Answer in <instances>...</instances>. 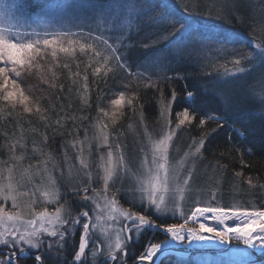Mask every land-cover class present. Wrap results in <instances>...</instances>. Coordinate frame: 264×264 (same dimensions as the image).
<instances>
[{
	"label": "snow or ice",
	"instance_id": "obj_1",
	"mask_svg": "<svg viewBox=\"0 0 264 264\" xmlns=\"http://www.w3.org/2000/svg\"><path fill=\"white\" fill-rule=\"evenodd\" d=\"M175 2L186 14L193 15L195 5L190 7L184 0H175ZM150 7L146 0H72L71 3L57 5V10L54 11L49 5L40 6L34 10L28 0H20L19 3L16 0H11V2L2 0L0 2V101L10 105L13 110L16 105L22 106L23 112L38 115L41 120L45 121L44 127H49V118L45 115L47 109L41 104V97H36L32 92V88L36 85L23 86L30 78L38 77L44 83L55 87L45 77L48 69L45 68L43 73L40 71L41 66L37 58L42 59V53L49 50L54 59L58 53L75 55L79 51L86 56L91 54L89 66L92 63L100 64L94 68V74H100L102 69L105 76L114 68L130 71L126 53L121 49L128 47L125 40L129 31L138 29V17ZM85 12H91V16H84L82 13ZM153 15H158V13L153 11L148 18L151 19ZM218 18L221 17L218 16ZM223 18L227 19L228 23L232 21L230 14ZM86 27L87 31H85ZM183 27L184 25H180L179 28L173 27V31L162 36L161 39H169ZM74 28H78L79 31H73ZM253 44L252 50L243 51L235 48L231 50V55L236 57L235 65H241L242 61L255 65L264 59V39L253 40ZM212 50H218L227 55L228 44L219 40L196 39L191 46H175L174 54L179 58L188 57L198 60L206 52ZM144 67L147 71L150 65H144ZM33 69L37 70L33 71ZM164 70L167 71V69ZM245 72L247 69L244 67H237L235 73H228V75L234 76ZM133 75L143 76L144 74L137 72ZM189 75L177 74L167 79H184ZM54 76L53 73V78ZM146 79L149 81L146 87L157 86V82L152 80L150 75ZM260 81L264 82V75L260 77ZM261 82L247 83L243 86V91L244 96L254 105L250 119H259L264 125V83ZM87 92L88 83L87 76H85L81 97L85 105L88 103ZM214 94L219 97L223 106V115H216L209 111L202 115L192 104L181 107V111L177 113L176 128L182 125L190 126L198 118L200 127L208 121L215 122L217 127L211 129L210 132H205L198 141L194 140V151L190 146V151L186 152L184 158L175 164L169 159V147L175 135V129L165 131L162 128V135L158 140H153L150 135L148 136L150 159L149 151L141 147L140 151L144 152V157L140 168L135 172L126 164L125 156L120 151V143L113 141L110 144L109 133L106 130L108 125L102 122L100 116L93 125L97 131L92 137H89L85 130L83 140L76 139L75 135H78L76 133L72 141L62 144L61 147L65 149L64 159L66 161L70 159L67 151L70 147L77 152V159L81 166L80 169L75 170V177H73V168L69 165L66 183L77 196L83 191L84 195L81 200L91 201L94 205L91 208L92 215L87 208L78 213L74 212L71 202L63 199L55 187L56 181L51 172L59 169L60 165L52 153L47 154L46 160L38 161L36 165H29L33 174L41 175L42 180V173L48 174L51 187L46 188L42 195L46 198L45 203L58 204L52 212H49L47 208L39 212L35 211L33 206L37 204V201L33 197L40 190V186L32 185L31 182L29 185H14L11 176L12 168H8L9 183L0 185V201L11 200V208L16 211L8 210L3 203H0V248L10 249L8 253L0 251V264H127L128 251L132 243L136 238H141L145 231L152 230L162 232L167 238L147 243L133 264H155L157 255L168 251L167 246L185 242L187 248L202 249L212 245L220 253L239 258L238 260L233 259L231 264H260V260L264 258V207L221 206L216 190H210V200L215 202V206L208 201L196 200L189 206L187 212L182 207V202L190 199V196L186 195V189L191 191L190 181L193 180V169L188 168L183 177L181 170L184 169L189 157L202 154L201 150L208 136L211 133L219 135V131H223L227 125L233 128L239 138L246 139V125L240 121L229 124L226 119L227 112L232 109V95L229 90L217 87L214 89ZM196 97L197 92L187 90L184 100L194 103ZM179 98L175 89L167 103L164 102L163 97L161 98V118L165 125H171L172 121L169 117L172 106ZM30 100L35 105V113H33V107L30 106ZM136 100V95L126 97L124 92H120L117 98L110 102L113 109L111 114L103 108L100 112L103 117H108L114 124L119 116L124 114L122 109L125 104L130 107L134 106ZM139 108L141 119H143V105H139ZM72 119L76 118L72 117ZM56 123L60 124V120ZM235 124H240L244 131L241 132L240 129L234 128ZM41 135L46 144L49 137L44 133ZM234 139L233 136L228 137L229 141H234ZM23 140V136L19 138L13 136L11 142L6 140L14 161L24 159L23 154L15 156L17 147L26 150ZM92 140L98 142L97 150L103 145L108 146L106 156L104 154L99 156L98 168L102 174L101 172L95 174L96 180L102 181V189L92 187L94 182V174L90 170L94 163L90 160ZM32 143L33 152L44 155L40 145L35 140ZM113 145L116 149L115 153ZM232 147H236L235 143ZM248 152H251L250 148ZM0 163L7 164L8 162ZM220 168H226V165ZM129 175L135 177V183L125 187L123 182ZM234 175L240 178L243 173L237 171ZM61 178H64L63 172H61ZM77 180L80 182L77 183ZM246 180L250 189L259 187L264 190V184L257 185L252 177H247ZM117 182L121 183L120 188L115 187ZM90 188L92 195H88ZM122 190L133 194L129 208L120 206L116 198V193ZM136 193H139L138 198ZM22 197L26 199L21 200ZM138 202L146 203L154 211L145 214L143 209L134 210L133 205ZM21 204L28 209L26 213L19 210ZM177 211L183 222L168 223L165 214L171 212L175 217ZM229 221L232 223L229 224ZM101 222L107 225V227H101L104 240H99L95 231ZM189 224H198V228L190 227ZM77 231H79V242L71 244L73 259L69 262L64 255L66 245H69L70 239ZM113 232L115 233L114 242H112ZM233 241L240 242L245 247H228ZM252 256H256V259H252ZM161 264H165L164 260ZM177 264H188V262L178 260Z\"/></svg>",
	"mask_w": 264,
	"mask_h": 264
},
{
	"label": "trees",
	"instance_id": "obj_2",
	"mask_svg": "<svg viewBox=\"0 0 264 264\" xmlns=\"http://www.w3.org/2000/svg\"><path fill=\"white\" fill-rule=\"evenodd\" d=\"M146 3L151 7L142 16L138 17V20L143 19L139 23L140 28L135 33L130 34L125 41L128 47L121 49L126 53L130 71L114 68L107 76L104 75L103 69L100 74H94V68L100 66V64L92 63L89 66V56L91 54L86 56L79 53V51L75 55L58 53L54 59L49 50L42 53V59L37 58L41 66L40 71L43 73L45 68L48 69L45 77L55 87H51L49 83H44L38 77L30 78L23 86L36 85L35 88H32V92L36 97H41L40 102L47 109L45 115L49 118V127H44L45 121L41 120L38 115L23 112L22 106L16 105L13 110L10 105L0 101L1 151L6 146V140L11 142L13 136L16 138L23 136V142L26 144L23 163L29 164L41 161L42 155L39 152H33V140L40 147L43 146L41 147L43 152L60 154L61 142L73 139L76 133H78V135H75L76 139L84 137L85 130L90 134L95 129L93 125L98 116L102 118L104 124L108 125L107 129L110 132L113 134L119 133L132 120L133 116H141L139 105H143V118L151 125L159 117L161 98L163 97L164 102H168L171 99L173 89L180 97L177 103L172 106V120L175 123H178L177 113L181 111V107L189 106V104H192L202 115L207 111L216 115H223V106L219 101V97L215 96L214 89L217 87L225 88L224 84L223 86L218 82L225 74L226 71L224 70L229 69L231 65L234 66L231 50L233 48L243 51L252 50L253 45L249 44L248 39H243L240 36L229 39V34L222 31L231 27L234 34L239 31L243 32L246 37L253 36L254 29L264 23V1L263 5L256 3L250 7L247 4L243 6L242 11L241 9L234 10L239 12L240 19L239 21L232 20L238 25L240 24V29L233 22L228 26L215 20L212 23L214 28L212 32L208 33L194 28L188 38L181 37L180 31H178L169 39H161V37L172 32L173 27L179 28L180 25H184V17L177 11H170L161 4V0H146ZM153 11L158 15H153L149 19L148 17ZM239 32H237L238 35H240ZM196 39L223 41L228 44V54L212 50L206 52L198 60H192L188 57L179 58L174 54L175 46H191ZM128 40H130L129 43H127ZM149 53L150 60L157 61V65L150 66L145 71L144 65ZM64 65H68V67H64ZM242 65L251 66L247 61H242ZM164 69H167V71ZM36 70L33 69V71ZM137 72L144 75H133ZM53 73L55 74L54 78ZM177 74L180 76L190 75L184 79H167V77H175ZM149 75L152 80L157 82L156 87H146L149 83L146 77ZM85 76H87L88 83V103L86 105L83 104L81 99ZM187 90L197 92L194 103L184 100ZM120 92H124L126 97L136 95L137 100L134 102V106L130 107L125 104L122 109L124 114L119 116L113 124L108 117L102 116L100 109L103 108L111 114L113 109L110 102L112 99L117 98V94ZM30 106L33 107V113H35V105L31 103V100ZM237 106V110L232 107L231 111L227 112L226 119L229 124L240 121L246 125V139L239 138L234 130L233 134L229 135L231 128L226 125L223 131H219V135L211 133L208 136L203 150L204 154L207 159L226 165L232 174L237 171L242 172L243 176L240 178L245 181L244 185L248 184L247 177H252L257 185L264 184V125L261 124L259 119H250L254 108L250 99H243V102L238 103ZM61 107H63V110H61ZM72 117L76 119L74 120ZM198 119L192 125H182L181 128L191 136H202L205 132H210L211 129L217 127L213 121H208L203 127H200ZM57 120H60V124L56 123ZM234 128L240 129L241 132L244 131L240 124H235ZM32 129H36V131H32ZM41 133L49 137L46 144L43 142ZM229 136H233L234 141H229ZM233 143L236 145L235 148L232 147ZM18 148L16 150L20 151ZM249 148L251 149L250 153L248 152ZM244 197L250 203H254L256 207H264V190L259 187L254 188L252 191L248 190ZM163 238H165V235L162 232H157L154 240ZM140 239L145 240L144 233H142ZM0 251L9 252L5 248H0ZM206 253L216 255L218 251ZM72 259L73 256L70 255L69 262ZM231 261V259L219 260V264L220 262L231 264ZM260 264H264V258L260 260Z\"/></svg>",
	"mask_w": 264,
	"mask_h": 264
},
{
	"label": "rangeland",
	"instance_id": "obj_3",
	"mask_svg": "<svg viewBox=\"0 0 264 264\" xmlns=\"http://www.w3.org/2000/svg\"><path fill=\"white\" fill-rule=\"evenodd\" d=\"M264 0H184L185 3H187L190 7L194 6L193 15L186 14L180 6L175 2V0H161V4H163L165 7H167L170 11H177L180 15H182L185 19L184 27L181 28L180 34L183 38H188L189 35L192 34L194 28H197L199 30H204L206 32H212L214 30L212 23L213 21L217 20L220 22H223L225 25L230 26L232 22L235 24L236 27L240 29V24L238 25L233 20L231 23H228V20L223 18L225 16L231 15L232 19H235V21H239L240 16L238 15V11L245 5H249L250 7L255 5L256 3H260L259 5H263ZM2 2V0H0ZM11 2V0H9ZM17 3L20 2V0H16ZM72 0H28L29 5L34 9H38L40 6L43 5H49L52 7V10H57V5H62L65 3H71ZM244 12V10H243ZM84 16H91V12L82 13ZM221 17V18H218ZM142 18L138 20V23L142 22ZM103 28V25H101ZM140 28V25L138 29ZM133 29L130 30L128 33V36L126 40L128 39L129 35L132 33H135L136 30ZM87 27L85 28V31H87ZM223 33L229 34V39H234L238 36L242 37L243 39H248L249 44L253 45V40L258 39H264V23H261L257 29H254L253 36L246 37L243 32H239L240 35L237 34V32L234 34V30L229 27L227 29H223ZM73 31H79L78 28H74ZM242 31V30H240ZM125 40V41H126ZM130 40H128L127 43H129ZM234 60L236 59L233 56ZM145 65L155 66L157 65V61L150 60V53L149 56H147V60L145 62ZM264 59H262L259 63L255 65H251L249 67L243 66L242 62L241 65L236 66H230L229 69H226L224 71L225 74L222 75L221 80L218 82L221 85H225V88L229 90L230 94L232 95V107L234 109H238L237 104L240 102H243V99L246 97L244 96L243 86L247 83L252 82H261L260 77L264 75ZM237 67H244L247 69V72L236 74L234 76L228 75V73H235L237 71ZM264 83V82H261ZM223 85V86H224ZM215 88V87H214ZM167 103V102H165ZM243 104V103H242ZM233 112V111H232ZM235 112V111H234ZM172 121L171 125H165V122L161 118V109L159 113L158 119L152 123L151 125L147 123L144 118L141 119V116H133L132 120L125 126L122 130H120L119 133H112L108 129L107 132L109 133V142L110 144L115 141L120 143L121 148L120 151L123 152L125 156V162L128 165L129 168L132 169L133 172H135L137 169L140 168V163L144 157V152H141V147H144L145 151H149L150 145L148 141V136L150 135L153 140H158L162 135V128H164L165 131H171L175 129V135L173 136V140L169 147V159L170 162L175 164L178 161H180L182 158H184V154L186 152L190 151V146H192V149L194 151V140L198 141V139L201 136H191L188 132H184V130L181 128H176V124L174 120H172V111L171 115L169 117ZM96 128L94 131H91L90 134H88L89 137H92L94 133L96 132ZM147 131V135H146ZM233 134V128H231V131L229 132V135ZM84 137H79L78 140H83ZM62 141L61 145L72 141ZM10 141V140H8ZM206 142V141H205ZM97 141L92 140V157H90V160H92L93 167L90 169L94 174V182L92 184V187H95L97 189H102V181H97L95 178V174L97 172H101V170L98 168L99 163V156L101 154H104L106 156V153L108 151V146L103 145L97 150ZM43 147V146H41ZM205 147V145H204ZM18 148V147H17ZM20 151L16 150L15 156H20L24 154V150L18 148ZM204 148L201 150V155H197L195 157H189L186 160L184 169L181 170V176L183 177L186 174V170L188 168L193 169V180L190 181L191 191L189 192L186 189V195L190 196V199L186 202H182L183 209L187 212L189 210V206L192 205L193 201L201 200V201H208L213 203V206H215V202H212L210 200V190H216L217 191V198L219 200V203L221 206H229V207H238V206H244L251 208L252 206H256L254 203H250L246 200L244 197L246 195V192L252 191L254 188L249 187L248 184L244 185L243 183L245 181L242 180V178H236L234 174H232L227 167L221 169L219 162L211 161L206 158L204 154ZM60 154H53L57 158V162L60 165V168L52 171L51 175L53 179H55L56 184L55 187L59 190L61 193V196L63 199H67L72 204V208L74 212L78 213L81 210H84V208H87L90 211V215H92L91 208L94 207V205L91 204V201L84 202L81 200V197L84 195L83 191L80 192L79 196L75 195L72 191V188L69 186L68 183H66V179L68 178V171H69V165L73 168V177H75V170L80 169V163L77 159V152L73 150L72 148H68V154L70 159L65 160L64 159V151L65 149L61 146L59 147ZM113 152H116V149L113 145ZM47 154L44 152V155H42L41 161H44L47 159ZM87 154V152L85 153ZM149 159H150V151H149ZM7 161V164L0 163V185H6L9 183V172L8 168H12V183L14 185H29V182H31L32 185H39L40 190L36 192L33 199L37 201V204H35L33 207L35 211L39 212L47 208L49 212H52L55 210V208L58 206L57 203H45L46 198L42 195L43 191L46 188L51 187L50 182L48 181V174L42 173L43 180L41 179V175H35L33 174L32 169L29 168V165H36L38 161L31 162L29 164H24L23 160L14 161L12 159V153L9 152L8 146H6L0 150V162ZM49 167H51V164H49ZM28 171H25V170ZM61 172L64 174V178H61ZM102 174V172H101ZM82 176V173H81ZM143 178V177H141ZM86 180V178H84ZM77 183L80 181L77 180ZM111 183V182H110ZM124 185L127 187L131 183H135V177L129 175L124 180ZM182 184V180H181ZM116 188L121 187V183L117 182L115 185ZM88 195H92L91 188L89 189ZM109 195L111 196L112 193L110 192ZM255 195V194H254ZM133 194L130 191H120L119 193H116V198L119 201L120 206L124 208H129L131 201H132ZM137 198L139 197V193H136ZM251 196V195H250ZM21 200H24L26 198H20ZM63 199L60 201L63 202ZM0 203H3L5 208L11 211H16V209L11 208V200L9 201H0ZM83 206V207H82ZM251 206V207H250ZM134 210L141 211L142 209L150 213L154 211L153 209H150L147 204H141L136 203L133 205ZM21 212L26 213L28 209L21 204V208L19 209ZM168 223H182L183 219L179 215V211H177L176 216L173 217L172 213H166ZM155 218V216H153ZM83 220V218H81ZM212 223V222H209ZM229 224L232 222L229 221ZM190 227H196L198 228V224H189ZM101 227H107V225H103V222H101V225L97 227L95 230L97 232V235L99 237V240H104V233L101 231ZM155 232V230H154ZM167 237L165 236L166 239ZM160 240H154L153 237L151 239L148 237H145V240H142L140 238H136L135 241L132 243V245L129 248L128 251V261L130 260H136V258L140 255V253L144 250V246L149 243L150 241H161ZM115 240V233L112 234V242ZM78 244L79 242V231L76 232L75 236L70 239L69 245H66V251L64 255L69 258L71 255L73 249L71 247L72 243ZM210 245L206 246L203 249H207ZM240 247L244 248L245 246L242 245L240 242L233 241L231 245L228 247ZM91 247V245H89ZM103 247V245H102ZM168 247V251L166 253L162 252L161 254L157 255L155 258V264H161V261L164 260L165 264H177V261H187L188 264H219V260H225V259H239L230 257L226 253H216V255H209L205 251H191L189 248H187L186 242L181 243H173L170 244ZM10 251L9 248H5ZM197 249V248H194ZM204 253V254H200ZM218 260V261H217ZM218 262V263H217ZM220 264H229V263H221Z\"/></svg>",
	"mask_w": 264,
	"mask_h": 264
},
{
	"label": "flooded vegetation",
	"instance_id": "obj_4",
	"mask_svg": "<svg viewBox=\"0 0 264 264\" xmlns=\"http://www.w3.org/2000/svg\"><path fill=\"white\" fill-rule=\"evenodd\" d=\"M145 212V211H144ZM145 214H148L147 212H145ZM158 231H155L154 232V230H152V231H145V237H149L150 239H151V237H153V239H154V237H155V235H156V233H157ZM133 261L134 260H130V261H128L127 260V264H133Z\"/></svg>",
	"mask_w": 264,
	"mask_h": 264
},
{
	"label": "water",
	"instance_id": "obj_5",
	"mask_svg": "<svg viewBox=\"0 0 264 264\" xmlns=\"http://www.w3.org/2000/svg\"><path fill=\"white\" fill-rule=\"evenodd\" d=\"M191 251H194L195 249H194V247L193 248H189ZM208 249H216L214 246H210V248H208ZM252 259H255L256 258V256H252L251 257Z\"/></svg>",
	"mask_w": 264,
	"mask_h": 264
}]
</instances>
